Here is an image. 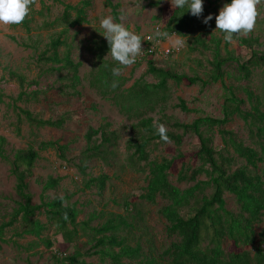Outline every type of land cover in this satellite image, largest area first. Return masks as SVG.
<instances>
[{
    "label": "rangeland",
    "instance_id": "rangeland-1",
    "mask_svg": "<svg viewBox=\"0 0 264 264\" xmlns=\"http://www.w3.org/2000/svg\"><path fill=\"white\" fill-rule=\"evenodd\" d=\"M82 0H33L30 14L27 16L28 26L23 22L19 25L0 24V92L4 102H0V146L5 140L4 150L13 157L19 150L34 147L40 151L29 180V189L33 195V203L41 204L43 184L49 179H61L55 190H50L47 196L67 198L68 203L76 204L81 211L79 225L90 222L89 227H97L114 215H121L127 225H123L122 237L133 246L140 244L145 253L153 255L162 263L161 254L172 243L166 232V220L159 214L165 204L160 198L153 204L142 199L148 185L149 168L147 163L132 159L133 151L128 150L130 138L135 135L133 125L137 123L135 113H122L119 106L112 100L102 97L89 84L90 74L96 68L94 47L106 42L99 28V20L105 15L114 17L112 9L107 7L106 0H91L92 5L87 11V22L83 25L71 26L76 13L66 18L65 6L79 7ZM117 5L120 13L119 20L136 34L142 37V53L145 51V38L152 35L155 27H168L176 8L170 0H110ZM230 0H204L203 14L197 19L187 16V25L180 40L184 42L178 54L170 56L138 55L136 62L122 70L123 90L131 89L135 83L141 85L157 84L159 80L149 73L152 64L157 69L169 70L177 75H195L206 79L211 69L216 50L222 55L226 48L234 51L241 61L248 59V50L240 45L242 38L252 39L255 48L264 53V0L256 3L257 16L254 28L247 35H235L231 44L223 40V33L215 31V16L224 4ZM213 15L208 25L202 23L203 17ZM186 17V16H185ZM179 15L177 19H180ZM64 29L67 32L63 34ZM63 37L67 45L59 48L63 58L70 53L74 63H80V83L72 87L67 70H58L61 64L41 62L40 56L49 50L53 40ZM177 39V38H175ZM144 55V54H143ZM142 56V57H141ZM106 59L113 60L108 54ZM114 61V60H113ZM226 84L240 85L237 81L226 78ZM250 86L257 94L264 95V75L258 71L250 81L241 83ZM168 98L165 103H156L146 117L155 121L162 119L167 122L190 124L196 119L206 116L221 117L225 90L222 83H216L202 88L200 85L189 86L185 81L176 86L173 81L168 84ZM26 93L22 100L13 105L12 98H18ZM239 96L246 98L240 91ZM184 101L192 112H184L177 106ZM246 107L249 106L246 104ZM30 111L41 119L65 118L66 122L60 129L35 128L26 120L19 121V110ZM132 116L133 118H130ZM165 116V117H164ZM109 124V130L117 133L118 140L111 164L94 159L87 163L85 174L69 162L60 159L53 148L41 150V144L59 142L67 146L66 155L69 160L79 159L87 146L85 135L89 127L99 128ZM167 130H172L168 125ZM239 139L249 144L248 133L240 119H234L226 125ZM177 133H182L177 130ZM217 149L223 147L221 137L215 135ZM199 140L194 134H186L178 147L173 141L153 143L147 151L150 161H161L163 158L175 159L169 180L178 188L184 190L193 184L179 183L178 171L182 168L195 169L199 166L197 152ZM241 165V162L237 167ZM236 167V168H237ZM105 174L109 177L106 190L99 193L96 188L85 189V182L90 178ZM200 176L199 179H204ZM15 178L10 173V166L0 159V226L12 219L14 209L20 198L15 191ZM210 193V192H209ZM226 208L239 213V207L234 197L225 195ZM187 215V210L183 212ZM38 220L46 226L41 237L24 234L27 229L22 220L18 219L13 226L5 229L4 239L0 250V264H65V259L80 251L86 264H101L99 257L91 256L95 235L91 229L81 230L75 243L69 245L61 235L56 233L53 226L47 223L43 211H39L33 221ZM264 226H257V232ZM94 235V236H93ZM47 242L52 246L49 248ZM207 244V243H206ZM223 248L226 254L240 252L244 248L236 246L233 241L226 240ZM105 264H108L105 263Z\"/></svg>",
    "mask_w": 264,
    "mask_h": 264
},
{
    "label": "trees",
    "instance_id": "trees-1",
    "mask_svg": "<svg viewBox=\"0 0 264 264\" xmlns=\"http://www.w3.org/2000/svg\"><path fill=\"white\" fill-rule=\"evenodd\" d=\"M106 6L112 9L114 19L119 20L118 6L106 0ZM91 0H82L79 7L65 6L66 18L71 12L76 13L71 26L83 25L87 22V11L91 7ZM180 19H177L178 16ZM187 8L177 9L168 27L162 28L169 33L175 32L183 36L187 25ZM186 16V17H185ZM23 23L28 26L27 17ZM65 34L67 29L63 31ZM67 45V40L59 37L53 40L48 51L44 52L41 62L61 64L58 70H67L72 87L80 83V63H74L68 53L61 57L59 48ZM240 45L248 50V59L241 61L234 51L226 48L222 55L218 48L210 62L211 69L206 79L200 76L177 75L169 70L157 69L152 64L149 73L159 82L157 84L141 85L140 82L129 90H123V80L120 76L113 77L111 69L117 62L106 59L108 52L107 42H101L94 47L96 68L90 74L89 84L102 97L112 100L119 106L122 113H135L137 123L133 125L135 135L128 141L127 148L132 152V159L145 162L149 168L148 185L143 200L156 204L160 198L165 204L159 214L166 220V232L173 239L170 246L161 254L160 264H264V226L257 232V226L264 218V95L257 94L251 87L241 83L250 81L260 71L264 75V53L258 51L255 42L249 38H242ZM231 79L240 85H227L225 79ZM119 81L117 88L112 89L110 82ZM173 81L181 86L185 81L189 86L200 85L205 88L209 85L222 83L225 90L221 117H201L190 124L162 121L172 130H167L169 142L173 141L178 147L182 144L184 135L194 134L199 140L197 158L199 166L195 169L182 168L178 171L179 183L193 184L184 190L173 185L169 180L175 159L163 158L161 161H150L147 148L153 143H163L156 134L154 118L146 117L155 110L156 103H165L169 96L168 84ZM240 91L246 98L239 96ZM26 93L18 98H12L13 105L22 100ZM0 102H4V95L0 92ZM246 104L249 106L246 107ZM184 112H192L184 101L177 106ZM165 117V116H164ZM23 118L35 128H56L64 126L66 119H41L30 111L20 109L18 120ZM130 118H133L130 116ZM234 119H240L248 133L249 144L239 139L233 132L226 129V125ZM109 124H102L99 128L89 127L85 139L86 148L79 159L69 160L67 146L59 142H45L41 150L55 149L60 159L69 162L85 174L87 163L99 159L111 164L118 136L109 130ZM181 130L182 133H177ZM221 137L223 147L215 146V135ZM5 140L0 146V159L10 166V173L15 178V191L20 198L14 209L12 219L0 226V250L4 239L5 229L13 226L18 219L22 220L27 229L24 234L41 237L46 226L38 220L33 221L39 211H43L47 223L53 226L65 243L72 245L79 238L81 230L91 229L95 235L92 244L91 256L99 257L100 263L105 264H157L159 261L144 252L140 244H129L121 235V228L127 225L121 215H114L105 223L97 227H89L90 222L79 225L81 211L76 204L68 203L67 198L47 196L50 190H55L61 179L49 178L43 184L40 197L41 204L33 203V195L29 189V178L33 168L40 158V151L34 147L16 151L13 157L4 150ZM241 162L239 167L238 164ZM237 167V168H236ZM204 176V179H199ZM109 177L101 174L85 182V189L96 188L101 194L106 190ZM210 192V193H209ZM234 197L239 207V213H233L226 208L225 195ZM187 210V215L183 212ZM93 235V236H94ZM226 240L233 241L236 246L243 247L240 252L226 254L223 245ZM207 243V244H206ZM50 248L52 244L47 242ZM85 255L79 250L66 257L65 264H86L82 259Z\"/></svg>",
    "mask_w": 264,
    "mask_h": 264
},
{
    "label": "clouds",
    "instance_id": "clouds-1",
    "mask_svg": "<svg viewBox=\"0 0 264 264\" xmlns=\"http://www.w3.org/2000/svg\"><path fill=\"white\" fill-rule=\"evenodd\" d=\"M258 0H230V3L224 4L215 16V31L223 33V40L231 44L235 35H247L255 25L257 16L256 3ZM33 0H0V24L19 25L30 14ZM173 8H187V13L201 18L203 14L204 0H170ZM213 20V15L208 14L203 17L202 23L208 25ZM99 28L102 29V35L107 42L108 52L111 58L117 62V66L112 67L113 77L122 74V70L133 65L136 58L142 52V37L134 33L122 23L115 22L111 15H105L99 20ZM175 32L169 33L167 30H161L159 27L153 29L151 38L157 41L165 40L171 47L179 50L184 46L180 39H173ZM119 81L113 79L110 82L112 89L117 88ZM156 134L160 140L169 141L167 129L163 123L154 121Z\"/></svg>",
    "mask_w": 264,
    "mask_h": 264
},
{
    "label": "built area",
    "instance_id": "built-area-1",
    "mask_svg": "<svg viewBox=\"0 0 264 264\" xmlns=\"http://www.w3.org/2000/svg\"><path fill=\"white\" fill-rule=\"evenodd\" d=\"M157 27H159L162 30V28L160 26H157ZM157 27H155V28H157ZM151 36L152 35H148L145 38L146 47H145L144 53L141 52L142 56H147V57L148 56H151V57L162 56V57H166V56H170V55H173V54H178L182 50V48L177 50V49L171 47V45L165 40L157 41L156 39L151 38ZM175 38L180 39V36L174 35L173 39H175Z\"/></svg>",
    "mask_w": 264,
    "mask_h": 264
}]
</instances>
